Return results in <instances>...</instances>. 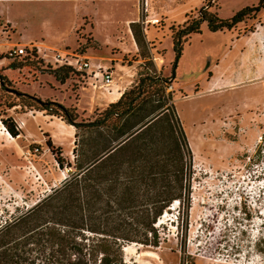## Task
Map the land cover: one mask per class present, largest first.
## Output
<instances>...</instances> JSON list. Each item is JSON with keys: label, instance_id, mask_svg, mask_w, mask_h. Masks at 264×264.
<instances>
[{"label": "rangeland", "instance_id": "rangeland-1", "mask_svg": "<svg viewBox=\"0 0 264 264\" xmlns=\"http://www.w3.org/2000/svg\"><path fill=\"white\" fill-rule=\"evenodd\" d=\"M208 2L225 19L246 6L260 10L231 30L213 32L203 22L202 33L184 42L173 78L174 31L197 17ZM19 48L28 55L15 53ZM56 54L87 58L111 72L136 65L139 74L154 75L157 68L169 78L167 92L173 93L191 148L185 165L190 185L183 191L185 202H176L155 224L164 237L161 245L130 243L135 245L123 250L125 262L264 264V2L0 0V76L9 88L0 90V228L86 162L74 153L77 133L90 140L86 149L97 137L93 130H78L65 120L52 119L56 125L14 91L64 99L67 94L48 83L55 78L52 70L63 66ZM41 77L42 84L33 83ZM71 78L70 88L77 95L80 85L92 86L88 76L73 72ZM8 102L20 105L10 109ZM76 108L80 121L92 118L95 108L90 110L88 91ZM3 119L14 122L18 137L10 136Z\"/></svg>", "mask_w": 264, "mask_h": 264}, {"label": "trees", "instance_id": "trees-1", "mask_svg": "<svg viewBox=\"0 0 264 264\" xmlns=\"http://www.w3.org/2000/svg\"><path fill=\"white\" fill-rule=\"evenodd\" d=\"M212 6L208 2L197 17L174 31L173 78L184 42L191 34L202 33L203 22L213 32L231 30L260 10L246 6L225 19L211 11ZM135 38L141 46L136 32ZM152 71L154 75L141 72L138 82L117 101L81 121L74 106L14 90L27 106L62 117L78 130L91 129L97 137L86 149L90 140L77 133L74 153L86 162L78 163L77 171L60 187L1 226L0 264H127L125 244L161 245L164 237L155 224L176 202H185L183 191L190 185L185 165L191 148L173 93L167 92L169 78L157 68ZM73 72L80 73L68 65L52 70L61 83ZM4 77L0 76V90L9 91ZM17 105L8 102L7 108ZM3 123L14 137L20 135L14 122ZM58 162L63 166L61 156Z\"/></svg>", "mask_w": 264, "mask_h": 264}, {"label": "crops", "instance_id": "crops-1", "mask_svg": "<svg viewBox=\"0 0 264 264\" xmlns=\"http://www.w3.org/2000/svg\"><path fill=\"white\" fill-rule=\"evenodd\" d=\"M133 51H135V50L133 49ZM19 67H21V66H19ZM122 68L125 69L124 72H122V70H119L118 67H116V69L112 68V71L114 73V83L111 86L110 91H106L105 89L100 88V87H104V86L102 84L101 79H99L97 81V87L90 86L89 88H86L83 85H80V88L78 89V95H77V93H74L72 91V89L70 88V83L74 79L70 78L65 83H61L56 78H54L50 82H48V81L47 82L52 84L51 85L52 88H55L54 84L57 85L56 88L59 89L62 93H66L67 96L62 100L58 99L55 96H51L49 98H43V99H51L53 101H58L60 103L61 102L66 103L68 101L70 103L69 106H74V107L79 108L82 93L83 92L86 93V91H88L89 97L91 98V102H92V108H90V110H93L94 108L95 109L104 108L109 103L117 101L127 88H130L133 84H136L138 82L139 76H141V74H139V72H138L139 70H138V67L136 65H124V66L122 65ZM20 69H22V67ZM115 74H117V75H115ZM33 83L42 84V77L39 78L36 82L34 81ZM17 84L20 85L21 83L17 82ZM26 85L28 86V84H26ZM22 87H21V89L25 91V89H23ZM85 89H87V90H85ZM25 92H27V91H25ZM37 96H39V95L37 94ZM42 112H45V111H42ZM46 116L49 117L50 121H54L56 123V125H58L59 122L57 120H52V119L57 118L60 121H64L62 119V117H59L56 115H51V114L46 113ZM56 125L51 126L53 131H56V129H58L57 128L58 126H56ZM60 143H62V142H60Z\"/></svg>", "mask_w": 264, "mask_h": 264}, {"label": "built area", "instance_id": "built-area-1", "mask_svg": "<svg viewBox=\"0 0 264 264\" xmlns=\"http://www.w3.org/2000/svg\"><path fill=\"white\" fill-rule=\"evenodd\" d=\"M15 53L25 54V48L15 50ZM55 59L60 65H68L73 67L77 72L82 73V76H88L90 84L97 87V81L101 79L104 89L110 91L114 83V74L108 68L98 65L97 68L87 58H71L62 54H56ZM87 73V75L84 74Z\"/></svg>", "mask_w": 264, "mask_h": 264}, {"label": "bare ground", "instance_id": "bare-ground-1", "mask_svg": "<svg viewBox=\"0 0 264 264\" xmlns=\"http://www.w3.org/2000/svg\"><path fill=\"white\" fill-rule=\"evenodd\" d=\"M10 134V133H9ZM10 136L14 139V138H16V137H14L12 134H10ZM178 203V202H177ZM132 245H135V244H130V245H128V246H125L124 247V250L125 251H128V250H130V246H132Z\"/></svg>", "mask_w": 264, "mask_h": 264}]
</instances>
